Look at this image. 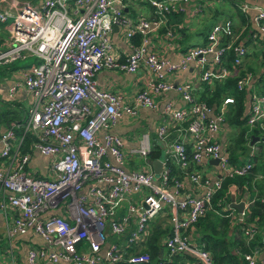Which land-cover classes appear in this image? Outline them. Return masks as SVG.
I'll return each instance as SVG.
<instances>
[{
  "label": "built area",
  "instance_id": "2783aa9c",
  "mask_svg": "<svg viewBox=\"0 0 264 264\" xmlns=\"http://www.w3.org/2000/svg\"><path fill=\"white\" fill-rule=\"evenodd\" d=\"M142 1L151 7L150 15L134 20L123 15L124 0H41L21 2L13 12L0 8V23L8 31L6 43H0V63L40 59L19 68L17 78L0 93L9 101L22 88L31 97L21 121L10 120L0 128V222L8 251L1 264H17L12 243L18 237L27 239L28 264H144L146 251L125 252L121 246H141L156 217L168 224L162 239L167 254L186 252L192 264H213L210 252L190 240L185 230L211 206L222 178L245 173L252 162H229L218 137L232 96L226 94L212 106L196 98L195 89L199 82L234 74L247 48L237 40L241 30L234 33L226 19L209 28L203 44L186 48L176 59L160 55L151 47V35L162 29V40L169 44L175 36L170 17L185 11L190 0ZM204 1L209 0H195L196 12ZM238 7L253 10L258 34L252 37L262 46L264 3L250 6L241 1ZM112 24L123 26L126 38L139 35L123 57L112 48ZM190 63L197 65L193 78L176 83L168 78ZM104 68H142L146 76L125 100L121 92L97 86L95 73ZM250 77L244 70L235 84L237 89L250 88L246 124L258 128L264 143V90L250 83ZM168 90L184 102L174 106L166 101L160 107L163 118L154 140L162 141V154L155 157L161 168L155 175L147 159L155 144L149 134L141 132L136 145L125 151L122 137L111 127L123 114L134 115L138 106L156 108L155 96ZM15 128H21L19 134ZM172 131L175 135L168 139ZM26 133L30 139L22 149ZM33 151L49 157L46 175L29 167ZM133 154L144 163L127 167ZM210 158H217L213 174L193 167ZM170 159L194 192L182 193V180L171 173ZM250 201L244 198V206ZM228 208L229 203L224 215L233 219L237 212ZM254 230L246 228L243 234L250 238ZM243 259L264 264V249L245 252Z\"/></svg>",
  "mask_w": 264,
  "mask_h": 264
},
{
  "label": "trees",
  "instance_id": "16d2710c",
  "mask_svg": "<svg viewBox=\"0 0 264 264\" xmlns=\"http://www.w3.org/2000/svg\"><path fill=\"white\" fill-rule=\"evenodd\" d=\"M241 1H206L202 12L206 13L207 17L202 20L198 31L203 36L202 43L206 40L210 25L218 18H232L236 14L241 21H244L243 12L238 7ZM133 38L134 42L138 41V33H135ZM261 43L264 45L263 41ZM249 55L251 56L250 60ZM257 55L254 56L252 52L249 54L247 50L243 61L234 68L236 70L234 74L224 79L212 80V82H199V87L195 90L196 98L203 99L212 106L218 104L224 95L232 96L233 101L226 105L223 134L220 137L221 145L226 151L229 162L235 164L243 163L245 160L252 162L251 167L245 173L233 174L222 178L220 188L211 197V206L185 230L190 239L197 244H201L210 252L213 264H246L243 259V253L252 251L255 248L257 250L264 249V200H262V197H264V179L261 176L264 174V166L262 164L264 150L261 146L263 143L262 141L257 142L254 151L245 155L249 160H244L243 152L250 133L258 135L259 130L257 127L248 129L246 124L247 96L250 88L237 89L235 84L236 77L240 76L244 70H247L255 73L256 79L253 82L260 91L264 90V67L260 70L256 69L257 65H264V51L261 50ZM231 57V50H227V60L230 61ZM256 59L260 60L258 64H256ZM0 64L4 65L2 68L3 75L6 72L5 70L16 69L19 66V68L24 67L23 64L17 63L16 60ZM4 103V105L0 106V124L7 125L10 120L21 121L23 107ZM228 128L235 131L230 139L225 135ZM20 130L21 128H15V133L19 134ZM29 139L30 134L26 133L24 143L21 146L22 149H26ZM188 148L187 146V150ZM161 154L160 146L155 143L148 153L147 159L152 160ZM169 165L173 175H180L177 164L172 159L169 160ZM193 167H198V165L196 164ZM233 193L236 197L246 196L251 201L244 208L241 217L235 214L234 218L230 219L224 215L226 211L223 210V207L229 203L230 196L234 195ZM228 209L234 211L233 208ZM250 227L255 230L251 237L247 238L243 233L246 228ZM167 232L168 229L166 227L163 228L159 223H156L147 233L142 247L135 243L124 244L121 247L125 249V252L146 251L149 259L144 264H183L184 262L192 264L193 257L190 254L186 252L167 254L166 250L163 249L162 239Z\"/></svg>",
  "mask_w": 264,
  "mask_h": 264
},
{
  "label": "crops",
  "instance_id": "0c3cea01",
  "mask_svg": "<svg viewBox=\"0 0 264 264\" xmlns=\"http://www.w3.org/2000/svg\"><path fill=\"white\" fill-rule=\"evenodd\" d=\"M244 3L248 5H261L264 3V0H242ZM21 2H30L32 4H39L41 0H0V8H5L6 6L10 8L11 12L16 9ZM201 4V8L199 12H196V5L195 0H190L186 6L185 11L177 12L175 15L170 17V25L175 32V36L169 44H165V41L162 40L163 32L162 29H159L157 32L151 35V47L155 49L160 55L169 57L170 59H176L189 45H201L203 44V36L202 34L198 33L199 27L201 26L202 20L207 17L206 13H203L202 10L206 5V1ZM71 4V3H70ZM151 7L148 5L147 2L142 0H124L123 5V15L130 20H134L138 16H149L150 15ZM252 13L253 10L251 8L247 9L243 12L244 21H241L239 17L235 14L232 18L230 17H221L215 20L210 26L216 23L218 20H229L231 22V28L234 33L241 30L237 40L242 42L247 50H249V54L252 52L253 55H257L263 47L256 44V41L259 38L252 37V34H258L255 23L252 20ZM176 16V17H174ZM124 28L123 26H113L111 29V42L112 48L119 57H123L130 49L131 43L134 42L133 33L129 38H126L124 35ZM8 39V31L5 26H2L0 23V43H6ZM258 57V55H257ZM251 56L249 55V60ZM255 60V58H254ZM260 60L256 59V64H258ZM197 65L195 63H190L186 69L178 71L175 74H171L168 78L173 81L174 83L185 80L191 79L195 75V67ZM20 67V66H19ZM19 67L16 69H10L9 71L5 70V74L3 78L5 79L2 84H0V93H2L6 86H8L12 81H14L18 76ZM264 65H257L256 69L260 70ZM251 73V77L249 79L250 83H253V80L256 79L255 73ZM256 72V71H255ZM145 72L144 69L140 68L135 72H123L114 69H101L95 73V80L98 87L111 90V91H119L123 94L125 100H129L132 98L133 92L142 84V81L145 79ZM197 83V82H195ZM198 83L197 87L198 88ZM195 89V90H196ZM31 101V97L27 94L22 88L16 92V96L14 99L4 101L7 104L13 106L17 105L18 107H23L22 112L25 108L29 105ZM155 101L157 107L152 109L147 106H138L136 109V113L134 115H127L123 114L118 120L112 125V130L117 133L123 139V148L125 151L128 147L136 145L137 138L141 134V132H147L149 134V138L158 144L160 148L162 147L161 140H154V129L157 124L162 120L163 115L160 111V107L166 102L170 101L174 106H179L183 104V100H181L176 92L173 90H168L160 95L155 96ZM3 102V104H5ZM5 124H0V128H3ZM222 132L218 134L220 138L222 136ZM252 134V133H250ZM175 135V131H172L171 134L168 135V139ZM250 138V137H249ZM248 143V142H247ZM257 143V142H256ZM255 143V144H256ZM263 143V142H262ZM255 144L253 145L254 149L256 148ZM264 144V143H263ZM134 155V154H133ZM49 157L47 155H43L38 151H33L29 160V167L33 170H36L37 173L41 175H46L47 172V162ZM204 160L203 163L198 165L199 170H201L205 174H213L215 169L214 163L206 162ZM127 167L138 166L136 163L133 162L132 159L128 157V161L126 163ZM179 178L182 180V193L194 192L193 185L186 179L184 175H179ZM234 194V193H233ZM234 200H239L244 197H236V195H232ZM264 200V197H262ZM243 207V211L244 208ZM230 208H233L230 206ZM234 209V208H233ZM234 212L236 210L234 209ZM238 216V215H237ZM156 223H159L161 227L167 228V223L165 222V218L156 217L152 222L149 224V231L151 228L154 227ZM1 222H0V264L5 261L7 256V249H6V242L1 233ZM148 231V233H149ZM118 239L116 242L122 245L121 239ZM190 239V238H189ZM15 240V242H14ZM13 240V254L16 259L17 264H28L26 261L25 256V245L23 240H27L23 237H18ZM191 240V239H190ZM144 244L141 242L142 247ZM123 246V245H122ZM164 249V246H163ZM37 264H49V263H41L38 262ZM182 264V263H181ZM183 264H188V262H184Z\"/></svg>",
  "mask_w": 264,
  "mask_h": 264
},
{
  "label": "water",
  "instance_id": "95a60500",
  "mask_svg": "<svg viewBox=\"0 0 264 264\" xmlns=\"http://www.w3.org/2000/svg\"><path fill=\"white\" fill-rule=\"evenodd\" d=\"M113 26H115V25L112 24V27ZM259 141L260 140L258 138V135L250 134V138L248 140V143H246V145H245L243 155L245 156V155L249 154L251 152L252 146L256 142H259ZM209 162L215 164L217 162V158H210ZM151 167H152L154 174L157 175L160 168H161L160 160L157 158L152 159L151 160ZM229 206L233 207L236 210L238 217H241L242 212H243V207H244V198H241V199L236 201V200H234L233 196L231 195L230 200H229Z\"/></svg>",
  "mask_w": 264,
  "mask_h": 264
},
{
  "label": "rangeland",
  "instance_id": "374dc122",
  "mask_svg": "<svg viewBox=\"0 0 264 264\" xmlns=\"http://www.w3.org/2000/svg\"><path fill=\"white\" fill-rule=\"evenodd\" d=\"M10 18H8L7 19V21L9 20ZM248 52H249V50H248ZM17 61V63L19 62V64H23L24 66L25 65H27V64H30V63H32V62H39L40 61V59L39 58H37V57H34V56H28V57H26V58H24V59H17L16 60ZM4 67V65H2V64H0V84H2V82L5 80L4 78H3V68ZM1 105H4L3 104V99H1L0 98V106ZM246 128H247V126H246ZM233 132H235V131H233L231 128L229 129H227L226 130V132H225V135H226V137L228 138V139H230L232 136H233ZM262 146V148H263V150H264V144L263 145H261ZM258 153H261V152H258ZM263 154V153H262ZM259 156V155H258ZM260 157V156H259ZM129 158L130 159H132L133 160V162L134 163H136L137 165H141V164H143L144 163V159L142 158V157H140V156H137V155H131V156H129ZM245 159H247V160H249L246 156H244V160ZM246 161V160H245ZM245 199H246V196H243ZM192 240V239H191ZM193 241V240H192Z\"/></svg>",
  "mask_w": 264,
  "mask_h": 264
}]
</instances>
